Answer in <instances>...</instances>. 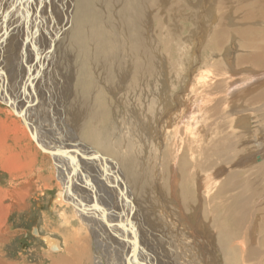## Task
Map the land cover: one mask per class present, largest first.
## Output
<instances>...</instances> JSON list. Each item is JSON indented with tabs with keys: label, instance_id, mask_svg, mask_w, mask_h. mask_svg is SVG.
Segmentation results:
<instances>
[{
	"label": "bare ground",
	"instance_id": "bare-ground-1",
	"mask_svg": "<svg viewBox=\"0 0 264 264\" xmlns=\"http://www.w3.org/2000/svg\"><path fill=\"white\" fill-rule=\"evenodd\" d=\"M4 1L5 0L0 1L1 8H7L14 12H18L15 9L16 6L15 8L12 6L15 0H10L7 4H4ZM27 1L29 2V6ZM67 1L70 4H74H72V15L71 11H68L69 15L66 13ZM71 1L16 0L20 15L23 14L26 9L31 12L30 17H26L27 20H25V22L29 21L31 32H33V28H36V31L31 34L34 35L35 39L33 36H30L29 31H27L24 38L26 32L23 26L18 31L19 33H16L18 40L22 38V40L24 39L25 41L26 39L27 41V48L23 50L20 49V52H22L19 56L21 61H18V58L13 59V65L17 64L23 69L22 75L18 70H15L16 79L18 78L17 80L15 79V81L18 85L17 87L21 85V88L18 90V95L11 93V87L14 83L13 78L12 76L10 78L4 69V71L0 69V101L8 107L14 116L23 121L25 126L24 132L28 135L29 140L33 142L34 147L40 150L39 146H41L50 152H48V154L42 153L45 154L46 158L48 157L51 159L52 163L50 164V169L53 168V176L60 186V192L58 191L57 194H55L53 204H62L64 201L62 200L63 195H70V193L74 191L75 194L80 197L81 201L76 195L68 199H70V204L77 212L90 217L92 223L88 221L86 223L89 227V233L91 232V241L94 242L93 234L97 233V240L100 242L101 246L102 244L105 245L104 249L107 248L108 251H112L113 253L114 248L117 253L122 256L119 238H116L120 234L116 235L115 231L118 233L122 227H126L127 231L132 232L134 239L137 240V243H140L144 249H146L143 240L144 235L150 240H155V242H157L156 246L149 248L148 257L136 256V258H138L136 264H167L163 261L164 257L157 253L160 248L159 238L153 235L154 232H156L155 227L157 224H154L156 221L154 219L153 222L149 220L150 214L148 215L147 209L145 211V208L138 212L133 210V217L138 214L145 222V229L140 233L135 222L131 218V206L126 203L128 202L125 193L127 186L128 189L131 188L134 191L135 188L144 190V192L141 193V197H144L146 194L149 195V191L154 189L152 184L155 182L153 180L155 177L154 168L150 166L147 168L148 170H143V174L148 178V184L144 186L141 180V168L139 167V165L145 164L143 158H138L137 161L133 160L138 172H134L131 181L127 175L123 176L121 174V166L123 167V164H125V168L128 167V161L126 160L124 162L125 158L122 156H120L122 160H119V163L114 158L103 156L104 152L101 153L103 154L101 155L91 146L74 143L72 140L65 141V139L69 137L66 136L67 132L64 134V130L61 131L60 128L61 126L62 128L64 127V129L66 127L65 113L68 114V110L64 109L66 108V104L64 105L65 107L62 108L61 113L57 112L58 117H63V122L62 119L57 120L58 117H53L49 113V109L48 113H46L45 110L43 111L39 103L42 100H37L40 98H37L35 93L38 84L44 85L42 91L44 92L45 90L47 93L46 88L50 86L49 80L52 77L50 76L52 60L54 59L53 61H55V40L70 29L67 35L71 33L70 38L75 37L73 39H76L79 44L83 45L84 49L86 48L85 50L80 48L82 51H87V46L84 44V42L86 43L87 41H94V43L90 45V49L95 47L97 50L103 52L107 51L102 58L103 61L99 60L97 62L99 70L101 71V73L99 72L97 75H100L102 80L106 81L109 86L105 87V91L108 90V92H110V90H115L119 93L125 92V96H127V94L129 95L127 97H130L136 109L137 107L141 108V106L145 105V108H147L145 112H147L151 83L153 82V88L157 87V90L161 91L162 84L165 85V75L169 71L168 65H170V61H165L163 59L160 53L162 51L157 53V47L162 44L163 47H165L172 38L171 35H167L166 38L168 41L166 42L165 34H167V32L165 31L169 24L164 20L163 24L166 28L163 30L161 27L155 30L150 28L153 22L157 21V16L161 15L166 8V0H141L142 6H140V0H130L129 2H124V4L127 3L124 10H122V7H120L121 5L119 6V2L116 0L120 7L119 9L125 13V18L120 19L117 24L113 18L115 15V8H112L109 4H103L101 0ZM169 2L173 5L175 4V2L170 0ZM213 3H215L214 7L219 9L225 8L227 11H229L228 6H230L231 13L233 6L239 11H244V15L238 19V23L241 22V24L238 26L237 23L232 30V34L235 36L237 45L240 49L245 51L250 50L252 54L242 55L238 57L237 60L239 65L253 64L256 62L255 65L259 67L261 63L264 62V31L255 28L252 22L258 18L260 14H262L260 17L264 20V1L259 5H257L256 2H252L250 5H244L242 0H214ZM8 4H10V6H8ZM81 4L85 5L86 11L91 9L94 12L95 17L90 13L84 14V17L92 23L91 25L85 23L76 14ZM132 8L134 12H132ZM100 9H106L109 15L107 16L101 13ZM226 13L227 12L223 14L227 18ZM57 14L62 15L61 20L63 22H59L56 19ZM9 16L11 17V21L9 20V22H12L14 18L13 13H10ZM78 22L82 24V29L77 27ZM216 22V32L211 30L212 34H214L209 44L212 49L217 48L219 43L223 41L225 37H228L227 35L229 33L225 31L230 24L226 23V19H224L220 13L217 15ZM160 23H162V21ZM133 26L138 30L135 36H133ZM56 29L58 30L56 31ZM107 31H110L111 34H108ZM36 39L40 42L38 43ZM73 39H71V42ZM228 39L232 41L229 37ZM31 46L35 48L34 52H30ZM12 47H16L15 42H12ZM35 55L36 57L34 58ZM82 55L84 59L85 55ZM93 55L95 54L93 53ZM44 58L45 66L48 65V67H41V72L39 76L36 77L35 82L31 87L27 88L26 78L32 75L34 69L30 67L26 69L25 65L31 64L33 61L40 64ZM85 60L86 59H84V61ZM0 65L2 66L1 63ZM163 65H165V67H163ZM160 68H162L163 71ZM173 68L174 67L171 65L170 70L174 71ZM179 71L180 69L178 68L177 73ZM195 72L199 73V71ZM184 73L185 72H183V75ZM192 76V78H194L193 82L192 79L190 80L188 78L192 83L190 82L189 84L188 80L186 83L187 86H185L181 92L185 95V98L189 93L188 95H191V100L189 101V96H187V99L184 98L182 101L183 103H176L177 105H175L172 110L177 112V116L174 117L173 120H167L168 108L161 109L163 110L160 118L161 120L156 125V127H159L158 131L161 130V135L159 137L161 138L162 147L161 161L162 163H166V159L168 160V168L171 176L169 184L170 191L172 192V201L174 202L177 200L180 194L179 186L180 178L182 177L181 188L183 189V187H186L187 190L190 189V194L188 195L189 199H194L196 202V214L198 215L201 212L200 209H211L210 218L207 211L203 209L202 216L198 217L196 215L194 225L190 226L192 231H194V227L199 229L201 235L193 233L190 237L186 236V238L190 240V243L187 244L185 251L195 250L197 252L195 260H187V263L212 264L215 255L208 249V246L215 241L218 247L215 250L217 254H219V257L223 259L219 260L222 261L223 264H264V137L263 135L259 136L258 133H255L253 139L250 140L248 138L250 136L249 134L245 131L239 132L237 130L238 126H244L243 117L237 119V117H232L236 115V112L221 111V107L224 106L225 109L228 101L230 103L234 99H237L241 89H250L255 85L252 81L258 78H251L248 76L240 79L239 73H234L227 69H223L221 72H215V75L210 79V83L208 82L209 79L204 81L201 79L198 80V74L197 76ZM262 76H264V73ZM187 77L189 76L187 75ZM7 78L12 81L11 85H7ZM154 80L156 81L154 82ZM263 80L264 78L259 83L263 82ZM195 82H197V84H195ZM232 86H235L234 90L232 93L227 94ZM49 89L52 91L53 88L51 87ZM197 89L202 91H198ZM202 93L210 97H202ZM42 94L41 97L43 96ZM251 99H253V101L264 99V91L259 92V94L253 96ZM211 101V106L205 107ZM236 101L237 100H234L233 103ZM34 102L36 103L34 104ZM159 102L163 103L164 100L160 98ZM179 103L180 105H178ZM91 104L92 103L89 102L88 105ZM19 105L22 106L20 107ZM87 109L88 111H85L84 115L80 114L76 117L79 118V123H83L88 115V121L91 123L86 122L93 127L94 121H99V112L96 111L95 108ZM185 109H187V112L185 115H182ZM202 110L209 114V118H211L208 124L205 121L201 122L202 115H200V112ZM142 111L144 112V110ZM142 111L139 113H142ZM50 115L53 119L47 120L50 118ZM220 115L221 117H219ZM169 116L171 117V114ZM215 116L218 117L215 118ZM253 118L254 120L250 122L251 125L253 124L252 132H260L259 130L264 129V125L262 126L264 123V115L260 117H251V119ZM54 120L58 121H56L55 127L61 132L58 133L60 139L58 141L59 137L56 136L55 131L50 136L44 133L48 137L47 140L49 139L51 141L50 144H45L41 139L42 137L40 138V134L43 132L45 126L54 124V122H52ZM217 121L219 125H217ZM28 125H30L31 128ZM81 125L75 124L72 126L80 128L82 127ZM260 126L262 127L260 128ZM166 127L168 129H173L172 136L175 137L174 140L172 139L174 146L172 147V152L169 154L165 152L163 143ZM200 129L205 130L203 136L204 141L201 139ZM65 142L71 143L73 147L66 146L67 143ZM135 142H137V140H135ZM60 145L62 148H60ZM131 151L134 152L135 150L131 149ZM51 152L54 154H51ZM86 156L89 157L87 158ZM142 156L144 157L146 154L144 153ZM133 157H139V155ZM80 159L83 161H88L87 159H89V162H85L84 165H90L91 171L85 167L82 169L81 164L83 161ZM72 160L74 162L73 165L71 163ZM216 161H221L222 163L216 167ZM64 162H67V167L64 166ZM74 165L80 166L79 172L82 171V174L79 173L80 176L74 172L76 171V166ZM119 176L122 179H120ZM149 178L152 180V183ZM87 185L89 189L94 191L95 198H97V195L102 200L98 198L97 201H93V204L89 202V198H87L86 200L88 201H86L84 197L85 194L77 190V187L84 188ZM156 186H158V183ZM68 188L72 189V191L69 190V192H67ZM115 188H117L116 192ZM89 189H86V191L84 190L85 193L89 192L88 194H91L92 191ZM181 191L183 193L184 189ZM106 194L112 196V201L109 204L108 210L111 214L109 219L107 215L104 214L102 208L103 198H105ZM10 195L11 197H16V193L14 192H11ZM20 196V194H17L18 198H20ZM63 199L66 200V195ZM146 199H148V197ZM183 204L185 207L188 206L186 202ZM181 214L184 215V213L180 212V215ZM127 215L128 217H126ZM94 220H97V223L93 222ZM62 222L64 224H70L66 219H62ZM109 222H112L113 225L109 224ZM210 223H212V226H210ZM78 228H82V226L80 225ZM158 228L161 227L158 225ZM213 228L217 232L213 233V237H210L208 235L210 232L206 231H214ZM148 229L150 230V234H147ZM157 231L158 235L166 236V233L161 234V230L157 229ZM69 235L72 238L71 252L73 255H70V257L58 258L57 264H86L83 260H88L90 264H94L96 260L104 263L103 257H99L101 255L98 256L96 253H93L94 243L91 242L90 245V241L85 243L81 238L76 242L75 235L72 231H69ZM114 238H116V240H113ZM45 239V243L48 246L54 242V254L62 252V245L58 239L54 238V240H52L48 237ZM111 240L115 242L114 247L110 245ZM166 243H171L175 247L171 241H167ZM172 245L170 246L173 248ZM163 249L169 250V245L167 248L163 247ZM145 251L146 250L142 251V255H145ZM162 251L166 254L168 253L167 251ZM179 251L183 253L182 250ZM127 252H129V250L126 252L124 251V254L130 259ZM130 260L132 261L131 264H134L133 262L135 261L132 258ZM2 263L7 264L3 261Z\"/></svg>",
	"mask_w": 264,
	"mask_h": 264
},
{
	"label": "rangeland",
	"instance_id": "rangeland-1",
	"mask_svg": "<svg viewBox=\"0 0 264 264\" xmlns=\"http://www.w3.org/2000/svg\"><path fill=\"white\" fill-rule=\"evenodd\" d=\"M8 1L10 2V0H5L3 3L7 4L9 3ZM72 1L74 2V0ZM101 1L103 4H109L112 8H115V15L113 18L116 24L120 19L125 18V13L122 10L125 9V5H127V3L124 4V2H129L130 0H118L119 6L121 5L120 7H122V10L119 9L120 7L118 6L116 0ZM170 1L175 2V4L173 5L169 2V0H166V8L161 15L157 16V21H154L150 27L152 30H155L158 27H161L163 30L166 28L163 24V21L165 20V22H168L167 24H169L165 31L167 32V34H165L166 42L168 41L166 38L167 35H171L172 38L168 41V44L165 47H163V44L157 47V53L162 51L160 53L162 54L163 59L165 61H170V65H168L169 68L167 67L169 71L165 75V85L162 84L161 91H158L157 87L153 88V82L150 85L147 112H145L147 109L145 108V105L141 106V108L137 107L136 109L130 97H127L129 95L127 94V96H125V92L119 93L115 90H110V92H108V90L105 91V87L109 86L106 81L102 80L100 75H97L99 72L101 73L97 62L99 60L103 61L102 58L107 51L103 52L95 49V47L90 49V45L93 44L94 41L84 42L85 46H87V51H82L80 48L84 49V46L79 44L76 39H73L75 37L70 38L71 33L67 35V33L70 32V29L66 31L64 35L59 38L57 37V40H55V61H53L54 59L52 60V68H50V76L52 77L49 80L50 86H47L46 88L47 93L45 90L44 92L42 91L44 85L42 86L41 84H38L35 93L37 98H40L37 100H42L39 103L43 111L45 110L46 113H48L49 109V113L55 118L58 117L57 112L61 113L62 108L65 107L64 105L66 104V108H64L68 110V114L65 113L66 130L64 127L62 128V126V129L60 128L61 131L64 130V134L67 132L66 136L69 137L66 138L65 141L72 140L74 143L91 146L100 154L104 152V155H101L105 157L108 156V158H114L119 163L122 160L120 156H122L125 158L124 162L126 160L128 161V167L125 168V164H123L124 168L121 166V174L123 176L127 175L131 181L134 176V172H138L133 160L137 161L138 158H143V162L145 164L139 165V167L141 168V180L144 183V186H147L148 178L143 174V170L149 168L150 166L154 168L155 177L153 180L155 182L152 183V180L149 178L154 186V189L149 191V195L146 194L144 196L145 199L144 197H141V193H143L144 190H138L135 188L134 191L131 188L128 189L127 186L125 193L128 202L126 203L131 206V218L135 222L138 231L140 233L143 232L145 229L144 219L138 214L133 217V210L138 212L144 208L145 211L147 209L148 215L150 214L149 220L153 222L154 219L156 221H154V224H157L155 227L156 232L153 234L155 237L159 238L160 248L157 253L164 257L163 261L167 264H188L187 260H195L197 252L195 250L185 251L187 244L190 243V240H188L186 236L190 237L193 233L201 235V231L199 229L194 227V231H192L190 227L193 226L196 221V202L194 199H189L188 194H190V189L187 190L186 187H183L184 191L182 193V177L180 178L179 186L180 194L177 197V200L174 202L172 201V192L170 191L169 184L171 176L168 168V160L166 159V163H162L161 161L162 147L161 138H159L161 130L158 131L159 127H156L157 123L161 120L160 118L163 112L161 109L168 108L169 112L167 120H173V118L177 116V112H174L172 109L175 105H177V102L183 103L182 101L184 100L185 95L181 92L184 87L187 86L186 83L189 79H192L193 82L194 78H192V75L197 76L198 74V80L201 79L204 81L209 79L208 82L210 83V79L215 75V72H221L223 69H227L234 73H239L240 79L248 76L258 79L252 81L255 85H253L250 89L245 88L244 90L243 88L241 91L239 90V96H237V99H234L237 101L235 103H233L234 100L230 103L228 101L225 109L224 106L221 107V111L236 112V115H233L232 117H237V119L239 117H243L244 126H238L237 130L239 132L245 131L249 134L250 136L248 138L250 140L253 139L255 133H258L259 136L263 135L264 137V129L259 130L260 132H252L253 124H250V122L254 120V118L251 119V117H260L264 115V99L257 101H253V99H251L253 96L259 94V92L264 91V80L259 83L264 78V76H262L264 73V62L261 63L259 67L255 65L256 62L253 64L240 65L238 63V57L242 55L245 56L246 54L252 52L250 50L245 51L240 49L237 45L235 36L232 34V30L237 25L238 19L244 15L243 10L239 11L237 8H234V6L232 13L230 6H228L229 11L225 8L219 9L214 7V0ZM242 1L244 5H250L252 2H256L257 5H259L264 0ZM27 3L29 6L28 1ZM72 4L73 3L70 4L67 1V15H69L68 11H71L72 15ZM8 6H10V4H8ZM12 6L14 8L16 6L15 9L18 12L0 7V63L3 66L2 68L0 65V69L1 71L4 69L10 78L12 76L14 83L11 87V93L18 95V90L21 88V85L17 87L18 85L15 81V70H18L22 75L23 69H21V66L17 64L13 65V59L18 58V61H21L19 58L20 54H22L20 49L23 50L27 48V41L26 39L25 41L24 39L22 40V38L18 40L16 33H19L18 31L23 26L24 31L26 32H24V38L27 31H29L30 36H33L35 39L34 35L31 34L36 31V28H33V32H31L32 30L30 29L29 21L25 22V20L30 17L31 13L28 9L20 15L19 6L17 5L16 0ZM140 6H142L141 0ZM85 8V5L81 4L76 14L85 23L91 25L92 23L84 17V14L90 13L94 16V12L91 9L86 11ZM100 12L107 16L109 15L106 9H100ZM132 12H134L133 8ZM225 12H227V18L223 14ZM10 13H13L14 15L12 22H9V20L11 21V17L9 16ZM219 13L224 19H226V23L230 24L225 32H229L227 36L232 39V41H230L228 37H225L226 39L224 38V40L219 43L217 48L212 49L209 45L214 35L211 30H214V32L217 30L216 21ZM261 15L262 14H260L258 18L252 22V24L255 28H259L264 31V20L260 17ZM56 16V19L61 22L62 15L57 14ZM161 21L162 23H160ZM239 24H241V22L238 23V26ZM77 27L82 29V24L78 22ZM57 30L58 29H56V31ZM132 30H134L133 36H135L138 33V30L135 26L132 27ZM107 33L111 34L110 31H107ZM71 39H73V43L71 42ZM36 41L38 43L40 42L37 39ZM12 42H15L16 47H12ZM34 51L35 48L31 46L30 52ZM93 53L95 55H93ZM82 54L85 55V61ZM35 57L36 55L34 58ZM171 65L174 67V71L170 70ZM28 67L33 68L34 70L32 75L26 78L27 88L31 87L35 82L36 77L39 76L41 67L45 68L48 67V65L45 66L44 58L40 64L33 61L31 64L25 65L26 69H28ZM163 67H165V65H163ZM178 68L180 71L177 73ZM160 69L163 71L162 68ZM195 71H199V73H196ZM183 72H185L184 75ZM187 75L189 77H187ZM190 80L188 81L189 84L191 82ZM155 81L156 80H154V82ZM11 83L12 81L7 78V85H11ZM195 84H197V82H195ZM51 87L53 88L52 91L49 89ZM234 88L235 86L230 87L227 94L232 93ZM197 90L202 91L200 89ZM41 94L43 95L42 97ZM188 94L185 99L189 96L188 100L190 101L191 95ZM193 95L196 96L195 94ZM202 95V97L205 98L210 97L204 93H202ZM160 98L164 100L163 103L159 102ZM36 102H34V104ZM89 102L92 104L88 105ZM211 104L212 101L205 107H210ZM178 105H180V103ZM19 106L21 107L22 105ZM87 108H95L96 111L99 112V121H94L93 127L88 124L91 123L88 121V115L83 123H79V118L76 117L80 114L84 115L85 111H88ZM142 110H144V112ZM141 111L142 113H139ZM186 112L187 109L183 111L182 115H185ZM200 113V115H202L201 122L205 121L208 124L211 121L209 114L205 111L203 112V110ZM170 114L171 117L169 116ZM51 115L47 120L53 119L51 118ZM217 117L218 116H215V118ZM219 117H221V115ZM58 119H62L63 121V117L61 116H59L57 120ZM57 120L52 121L54 124L45 126L43 132L40 134V138L42 137L41 139L45 144L51 143L49 139L47 140L48 137L45 134L50 136L54 133V131L56 136L59 137V141L60 136L58 133L61 132H59L55 127ZM216 123L219 125L218 121ZM75 124L83 125H81L82 127L80 128L72 126ZM263 125L264 123L262 126ZM262 126H260V128ZM24 131L25 126L23 121L14 116L8 107L0 101V264H3L2 261L7 264H57L58 258L70 257V255H73L71 252L72 238L69 235V231L74 233L76 242L79 238H81L85 243L90 241V245L91 242L94 243L93 253H96L98 256L101 255L99 257H103L105 264H131V258L135 261L133 263L136 264V260H138L136 256L148 257L149 248L156 246L157 242H155V240H150L144 235L143 240L146 246V249H144L143 246L140 243L138 244L137 240L134 239L132 232L127 231L126 227H122L118 233L115 231L116 235L120 234L116 238H119V243L122 248V256L118 254L114 248L113 253L112 251H108L107 248L104 249L105 245L102 244L101 246L100 242L97 240V233L93 234L94 242L91 241V232L89 233V227L86 222H92L88 215L87 217L80 214L70 204V199L68 198H72L73 195H76L72 189H67V192H69V190L72 191L70 195H63L64 198L66 195V200L62 197V200L65 202L63 201L62 204H53V198L58 191L60 192V186L57 183L56 178L53 176V168L50 169V164L52 163L51 159L48 157L46 158L44 153L34 147L33 142L29 140L28 135L25 134ZM172 131V128L168 129L167 127L164 131L163 143L167 154L172 152V147L174 146L172 139L174 140L175 137L172 136ZM248 131L251 132L249 133ZM199 132L202 141H204L203 136L205 130L200 129ZM134 138L138 143L135 142ZM66 146L73 147L71 143H67ZM60 148H62V146ZM131 149H134L135 151L132 152ZM144 153L146 156L143 157L142 155ZM135 155H139V157H133ZM86 157L88 158L89 156ZM87 160L88 161L82 160L83 162L81 167L82 169L85 167L91 171V168L89 167L90 165H84L85 162H89V159ZM71 163L73 165V160ZM216 163L217 167L222 162L216 161ZM64 166L67 167V162H64ZM74 166H76V171L74 172L77 175H79V173L82 174V171L79 172L80 166ZM120 179L122 178L120 177ZM157 183L158 186H156ZM77 188V190L81 191L82 194H85V200L89 198V202L92 204L94 203L93 201H97L99 198L97 195V198H95L94 191L89 189L88 185L84 188ZM86 189L92 191L91 194H88L89 192L85 193ZM116 190L117 188H115V192ZM11 192L16 193V197H11ZM17 194L21 195L20 198L17 197ZM76 196L81 201L80 197L78 195ZM147 197L148 199H146ZM99 199L102 200L101 198ZM103 199L102 208L104 210V214L107 215L109 219L111 214L108 210L109 204L112 201V196L110 194H106ZM184 202L188 204L187 207L184 206ZM203 209L207 211L210 218L211 209ZM203 209H200L201 212L197 215L198 217L202 216ZM180 212L184 213V215H180ZM126 217H128V215ZM62 219L68 220L70 224H64ZM93 222L97 223V220H94ZM109 224L113 225L112 222H109ZM80 225L82 228H78ZM158 225L161 228H158ZM210 226H212V223H210ZM157 229L161 230V234L166 233V236L158 235ZM206 232H210L208 235L213 237V233H216L217 231L214 229V231ZM147 234H150L149 229ZM46 237L52 240H54V238L58 239L62 245V252L54 254V242L48 246L45 243ZM116 238L113 240H116ZM113 240L110 241V245L114 247L115 242ZM167 241H171L175 247L171 243H166ZM136 243L137 246L135 247ZM168 245L169 250L163 249V247L167 248ZM170 245H172L173 248ZM216 248L218 247L215 241L208 246V249H210L213 255H215L212 264H223L222 261H219L223 259L219 257V254H217L215 250ZM127 250H129L127 253L130 259L124 254V251L126 252ZM144 250H146L145 255H142V251ZM162 250L167 251L168 253L166 254ZM179 250H182L184 254ZM83 261L86 264H90L88 260ZM104 263L96 260L94 264Z\"/></svg>",
	"mask_w": 264,
	"mask_h": 264
},
{
	"label": "water",
	"instance_id": "water-1",
	"mask_svg": "<svg viewBox=\"0 0 264 264\" xmlns=\"http://www.w3.org/2000/svg\"><path fill=\"white\" fill-rule=\"evenodd\" d=\"M5 14V13H4ZM4 28V27H3ZM4 33V32H3ZM28 126H30V125H28ZM30 128H31V126H30ZM39 148H40V150H41V152H44V153H47L48 154V150L47 149H44L43 147H41V146H39ZM50 153V152H49ZM51 154H54V153H52L51 152ZM119 195H120V192H119Z\"/></svg>",
	"mask_w": 264,
	"mask_h": 264
}]
</instances>
